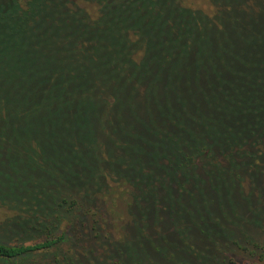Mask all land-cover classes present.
I'll return each instance as SVG.
<instances>
[{"label": "trees", "instance_id": "16d2710c", "mask_svg": "<svg viewBox=\"0 0 264 264\" xmlns=\"http://www.w3.org/2000/svg\"><path fill=\"white\" fill-rule=\"evenodd\" d=\"M76 1L96 5L95 14ZM204 1L214 7L212 16L182 0H0V128L10 133L4 137L0 129V159L17 149L33 179L26 196L21 189L26 172L0 165V264H249L215 252L232 245L241 249L245 225L264 217V114L255 110L264 88L247 91L246 98L221 86L242 113L254 115V123L248 137L219 142L216 135L213 143L203 132L193 134L172 105V88L174 97L183 95L172 81L188 79L181 65L170 71L163 90L158 82L167 77L166 64L159 70L163 77L147 83L154 66L175 56L172 42L199 64L208 63L211 49L215 60L231 53L224 41H230L228 22L234 16L244 17L247 33L264 43V0ZM207 37L213 38L209 50L202 44ZM196 84L203 94L202 83ZM65 110L78 111L80 156L105 163L92 178L97 185L61 180L75 176L76 166L43 144L48 117L52 121ZM120 128L151 131L133 137L154 146L153 168L140 178L115 158L106 163L109 151L118 156L130 142ZM259 128L260 134L254 131ZM190 133L198 145L187 140ZM208 185L217 194L216 208H205L204 215L217 233L209 239L205 231L184 236L177 219L195 214L185 195H203ZM107 212L121 219V228H115L124 238L115 242L104 235L99 254L93 240L102 236L93 232ZM252 264H264V255Z\"/></svg>", "mask_w": 264, "mask_h": 264}, {"label": "rangeland", "instance_id": "374dc122", "mask_svg": "<svg viewBox=\"0 0 264 264\" xmlns=\"http://www.w3.org/2000/svg\"><path fill=\"white\" fill-rule=\"evenodd\" d=\"M76 3L87 9L91 14H95L96 5L85 2L81 3L78 1H76ZM182 4L184 6H190L191 8L204 11L210 16H212L214 12V7L204 0H182ZM247 29L248 27L245 24L244 17L234 16L229 18L228 30H230L232 34L230 41H224V46L229 48L231 53L222 52V55H218L215 60L214 54L216 49H211L212 54L208 57L207 64H199V62H197L198 59L195 56L191 58L187 57L185 53H182V49H180L182 45L180 46L172 42L171 47L175 48V56L169 62L162 59L163 62L154 66L156 72L153 73V78L149 77L147 79V83H151L152 80L157 81L158 77L162 78L163 76L159 73V70L161 69L162 64H166V69H168L167 77L158 82L160 84V89L163 90L167 84V78L170 71L175 69L177 65L182 66V70L187 73L188 79L183 76L181 79L175 77L172 81V86L175 87L177 91H182L183 93L181 98H177L174 97V89L172 88L170 90L172 105L176 111L181 114L184 125L188 127L193 134L197 135L199 132H203L209 142H213V138L216 135L218 137L216 140L219 142H230V140L235 139L232 137L233 135L237 136L242 134L243 137H248L249 133H247V128L254 123V115L242 113V107L237 104L234 105L229 98L231 95H225L221 92V86H225V83L227 84L225 88L226 92L236 91L237 94L244 95L246 98L249 97V94L246 93L247 91L258 92L262 90L261 88H264V81L260 84V80H264V43L254 37L256 35L253 36L248 34ZM251 37L254 38L255 41ZM256 41L261 45H258ZM211 42H213V38L207 37L202 44L207 47V50H209L211 47L209 44ZM198 48L199 47L196 48V51ZM238 59H243L244 61L251 63V65L239 63ZM197 80H199L204 87L203 94L196 91L199 90V87L196 84ZM250 86H256V88L249 89ZM222 89L224 88L222 87ZM159 102H165L163 91L162 98H160ZM252 102L255 103L256 101L253 100ZM67 106L68 102L64 108H67ZM256 109L259 110V114L263 115L264 101L260 102L257 107H255V110ZM158 116L159 115L156 114V117ZM77 117L78 111L69 113L68 110L62 111L60 115L55 116L52 120L53 122L49 121L48 117L47 123L44 126V129L48 126V130H46L45 133H42L41 138L44 145L49 144L56 148V152L63 163L66 165H73L74 167L76 166L75 176H61V180L71 182L75 185L83 184L82 187H86L87 184H89L88 181L91 180L97 185V179H93L97 174H100L99 172H101L102 169H104L103 167L105 163H99V165H96L80 156L79 150L82 147V138L79 130L80 120L77 119ZM129 119L130 122H132L130 117ZM204 123L206 125L203 127L202 124ZM123 128H120L118 132L129 136L130 142L129 144H124L123 147L118 150L119 157L109 151L106 155V163H114L115 158V160H118L116 164L120 167L124 166L126 173H132L135 177L140 178L145 170L153 168V162L150 155L154 150V146L145 145V142L140 144V141L135 140L133 137L138 133L143 132L148 134L151 131L147 129L143 130L142 128H138L139 130L135 131L121 130ZM125 128H129V126ZM0 129L2 131V128ZM141 129L142 131H140ZM254 131L260 134L263 129H254ZM5 132L6 133L2 131L4 137H6L5 134H10L9 131ZM114 135L117 136V133H114ZM166 136L167 135H165V137ZM187 140L194 145L199 144V140L194 139L191 133L188 134ZM20 158L19 151L14 149L8 158L0 159V165L4 171L11 168L14 171L18 169L20 173L26 172L24 175L27 176L23 179L21 189L25 191L24 194H26V196H29L27 193L33 188V179H31L32 176H28L30 174L29 167L22 165L20 163ZM42 175L38 174L37 177H41ZM246 192H248V185ZM214 197H217V194L210 185L207 186L206 192L203 195L197 193L194 195L189 193L185 195V203L193 204L192 210L195 208L193 210L195 214L193 215V219L189 216H186L187 220L177 219L178 224H183L182 233L184 236H187L188 234L196 235L198 231H205L204 237L209 239L213 234L217 233V229L210 224V217L204 215L205 208L211 210L216 208L213 203ZM41 201H44L42 197ZM197 201L200 204L203 216L198 212L200 209L197 210ZM1 216L0 213V219ZM246 216V218L249 217V215ZM100 222V229L99 231H96L99 233L93 232L95 233L94 235L100 234L102 236L99 240H93V245L100 251H98L99 254L102 252L101 242H106L107 240L104 235L109 234L112 240L115 239V242H121L124 238V232L119 234V231L115 228L116 226L121 228L123 224L121 219L113 217L110 212H107L104 220L105 223H102L101 218ZM247 225L248 224L245 225L246 229H244L243 234L240 236L241 249H236L237 247L235 245H232L225 252L224 249L217 248L215 254L219 256V258L222 254H226L228 257L233 255L244 263L247 262L252 264L259 259L261 254L264 255V217L263 219L258 220L257 224L252 223L248 226ZM237 229L239 231V228ZM2 237L3 236L0 232V239H4ZM252 251L254 252V255L251 254ZM126 252L127 251H125V253ZM208 254L209 251H206L201 257L207 258ZM221 259L224 258L221 257Z\"/></svg>", "mask_w": 264, "mask_h": 264}]
</instances>
